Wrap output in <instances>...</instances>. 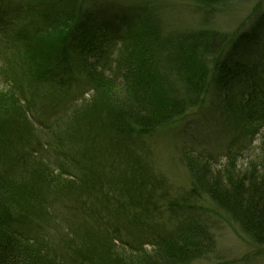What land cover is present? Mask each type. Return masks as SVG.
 I'll list each match as a JSON object with an SVG mask.
<instances>
[{
  "label": "trees",
  "instance_id": "16d2710c",
  "mask_svg": "<svg viewBox=\"0 0 264 264\" xmlns=\"http://www.w3.org/2000/svg\"><path fill=\"white\" fill-rule=\"evenodd\" d=\"M193 1L202 13L200 26L167 32L160 25L158 3L17 0L13 8L0 5V32L9 36L1 39L0 50L4 54L7 48L21 46L26 65L12 85L0 87V157L17 149L16 145L7 147L15 142L11 136L13 117L23 108L20 84L25 80L38 87L46 78L57 76L72 82L68 72L60 70L75 54L81 56V69L97 93L89 115L99 111L107 118L106 127L128 142L140 141L152 130L206 107L207 98H213L210 109L217 117L210 126L228 137L226 163L217 166L202 153L185 152L192 175L183 197L188 203L187 214H183L186 220L171 228L155 224L148 242L122 243L118 238L123 247L101 246L96 254L103 256V264L213 260L217 251L213 231L190 214L192 200L197 199L209 200L251 243L264 248V11L259 9L239 26L219 27L213 14L233 0ZM123 4L133 11L115 10ZM109 33H118L121 39L115 76L111 77L93 70L87 59L94 39ZM256 141L259 157L242 169L237 156ZM153 176L147 169L132 173L140 190L131 199L135 205L137 201L149 202L155 190L161 189L158 177ZM34 177L26 170L20 178H0V264H54L49 244L24 231L25 222L42 201ZM49 179L46 172L38 180ZM58 181L66 190L71 187L67 179ZM134 204L131 208L136 210ZM176 206L166 201L167 209L181 215ZM147 211L144 205L140 214ZM148 244L152 246L148 248Z\"/></svg>",
  "mask_w": 264,
  "mask_h": 264
},
{
  "label": "rangeland",
  "instance_id": "374dc122",
  "mask_svg": "<svg viewBox=\"0 0 264 264\" xmlns=\"http://www.w3.org/2000/svg\"><path fill=\"white\" fill-rule=\"evenodd\" d=\"M16 1L0 0V5L13 8ZM135 1L140 5L159 4L158 16L165 32L200 26L202 13L193 0ZM126 9L133 11V7L124 4L115 10ZM259 9L264 11V0H233L221 5L213 20L219 27L233 28L251 20ZM118 35L98 36L88 47L91 55L87 59L93 70L115 76L121 49ZM8 37L0 32V41ZM21 52V46L7 48L4 54L0 50V87L12 85L21 67L24 70ZM80 59L75 54L61 65L60 73L68 72L72 82L48 77L33 87L23 80V108L15 113L11 131L15 142L7 147L16 145L17 149L0 157V178H20L26 170L35 174L42 201L25 222L24 231L49 244L54 264H103V256L96 254L102 247L121 246L120 240L131 244L148 242L154 236L150 231L155 224L171 228L179 220H186L183 214H187L188 203L183 197L192 175L185 152L202 153L217 166L227 161L228 137L210 126L217 117V112L210 109L212 96L207 98L206 107L152 130L140 141L128 142L106 127L107 118L99 111L90 110L89 115L97 93L82 71ZM259 153L256 141L239 152L237 162L246 169ZM142 169L158 177L161 188L155 190L149 202L137 201L141 208L148 207L144 215L131 200L140 194L131 175ZM46 172L50 179L38 180ZM58 178L69 180L71 187L66 190L58 185ZM166 201L177 203L181 215L167 209ZM192 201L190 214L197 215L212 229L217 250L213 260L206 257L193 264H264V248L251 243L227 214L207 199ZM132 204L137 211L131 208Z\"/></svg>",
  "mask_w": 264,
  "mask_h": 264
}]
</instances>
